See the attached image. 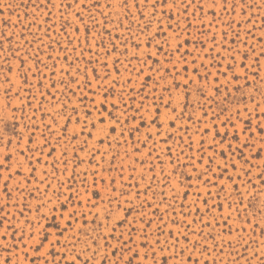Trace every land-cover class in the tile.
<instances>
[{
	"label": "rangeland",
	"instance_id": "1",
	"mask_svg": "<svg viewBox=\"0 0 264 264\" xmlns=\"http://www.w3.org/2000/svg\"><path fill=\"white\" fill-rule=\"evenodd\" d=\"M153 3L0 0V264H264V0Z\"/></svg>",
	"mask_w": 264,
	"mask_h": 264
},
{
	"label": "snow or ice",
	"instance_id": "2",
	"mask_svg": "<svg viewBox=\"0 0 264 264\" xmlns=\"http://www.w3.org/2000/svg\"><path fill=\"white\" fill-rule=\"evenodd\" d=\"M173 2H175V0H173ZM192 2H195V0H192ZM226 2H227V0H225V3H226ZM124 3H125V6H127V0H124ZM157 4H160L161 6H170L169 3H168V0H154L153 7L155 8V7L157 6ZM188 6H190V4L185 5V9H184L185 11L187 10V7H188ZM201 10H202V9H201ZM213 15H215V13H213ZM179 26H180V25H179V21H177V22H176V27L179 28ZM188 26L190 27L191 25H188ZM171 27H172V26L169 25V28H171ZM185 43H187V41H185ZM182 46H183L182 44L179 45V46L177 47L176 51L179 52V48L182 47ZM160 50L163 51V48L161 47ZM156 62L159 63V61H156ZM140 71H141V74H142L143 69H141ZM157 71H159V70H157ZM225 75H226V73H225ZM147 79H151V76H149ZM174 87L179 88V85H174ZM186 88H187V85L185 84V89H186ZM164 91H167V92L170 93V92H171V88H169V87H165V88H164ZM217 91H218V89H217ZM105 99H107V97H105ZM159 101H160V104L163 105L164 107H166V108H170L171 105H172V96L169 95V97H168L167 100H165V99L163 98V96H161V97H159ZM113 107L115 108L116 105L113 104ZM125 107L127 108V105H125ZM144 107H145V106H144V104H143V102H142V103H141V104L135 109V111H136L137 113H139V112L141 111V109H143ZM184 107L186 108L187 105L185 104ZM153 108L155 109V111L152 112V113L150 114V117H149V118H150L152 124H156V122L160 119L161 113H160V106L157 105V104L155 103V98H154ZM98 111H99V109H98ZM107 111H108L107 109H104V112H107ZM175 111H176L175 108H173V109H172L173 117L171 118V120H172L173 122H174V120H175V118H176V117H175ZM122 115H126V113H122ZM90 116H91V112H90V111H86V112H85V117H84V121H83V123H84L85 128H90V129H91V130L88 131V137H89V138H91V137L93 136V131H92V130H95L97 133H102V134H103L102 136H101V135H97V140H98L99 143H104V140H105L109 135L114 134V133L116 132V126L120 124V119H119V117H117L116 115H114V114L111 113V112H108L107 119H108L109 121H111V122L108 124V128H107V130H105V129H103V128L98 129V128H97V123H96V121H92V120H89V119H88V117H90ZM132 119L135 120L136 117L133 116ZM140 119H141V122H142V123H145V121H144V117H143V116H141ZM97 120L99 121V123H100L101 125H103V124L105 123V119L103 118V113H102V112H101V114L97 117ZM80 122H81V121H80V119L78 118V119H77V123H80ZM257 127L259 128L260 126L258 125ZM135 130H136V131H139V126H137V127L135 128ZM260 130H261L262 132H264V128H260ZM81 131H83V129H82ZM216 134L219 135V132H217ZM121 135H123V131L121 132ZM73 138H74V139L76 138V134H75V133L73 134ZM9 143H10V142H9ZM85 143H87V140H85ZM227 147H228V149L231 151V153H232L233 155H235L236 152H240V151H241V148H243V147H248V144H247V142L245 141V142L240 146V148H237V149H234V150L232 149L231 144H229ZM221 155H222V156L224 155V151H223V149H221ZM241 155H242V153H241ZM257 156H259V152H257ZM10 160H11V156H10V155H9V156H6L5 159H4V161L0 162V168H3L4 165H5L8 161H10ZM210 161H211V158H210ZM245 162H247V161H245ZM228 166H231L232 168H235V167H236L235 163H233V162H230L229 164L224 165L223 167H224V172H225V173L227 172V168H228ZM209 170H210V169H207V168H206V169H205V173H206L207 171H209ZM261 175H262V177H264V173H262ZM228 179L231 180L232 178L229 177ZM5 191L7 192V185H5ZM7 194L10 196V193H7ZM185 195H186V194H185ZM206 203H207V201H205V204H206ZM2 210H3V209L0 208V211H2ZM21 214H22V213H21ZM73 215H75V213H70V216H73ZM0 226H2V221H0ZM61 234H62V233H61ZM13 235H14V234H13ZM0 238H6V232H5V234H3V236H0ZM21 239H23V236H21ZM44 239H47V236H45ZM185 239H187V236H185ZM38 243H39V246H40V247H43V244H42V243H40L39 241H38ZM53 243H58V241H54ZM156 243H159V240H157ZM5 250L7 251L8 249L5 248ZM36 250L39 251V248H37ZM129 251H131V249H129ZM161 252H163V248H161ZM136 255L138 256L139 254L137 253ZM152 255H153V258L155 259V252H154V251L152 252ZM46 256H47V253H45V257H46ZM76 259H78V257H77ZM145 259H147V254L145 255ZM188 260L191 261V256L188 257ZM6 264H10V262L6 261ZM72 264H75V259H73ZM128 264H132V259H131V258L128 260ZM163 264H168V259H167V258H163ZM197 264H198V262H197Z\"/></svg>",
	"mask_w": 264,
	"mask_h": 264
}]
</instances>
